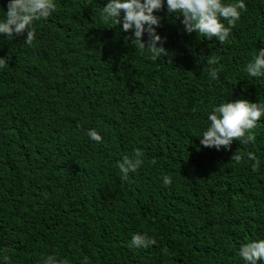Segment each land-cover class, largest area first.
I'll return each mask as SVG.
<instances>
[{
	"label": "trees",
	"instance_id": "trees-1",
	"mask_svg": "<svg viewBox=\"0 0 264 264\" xmlns=\"http://www.w3.org/2000/svg\"><path fill=\"white\" fill-rule=\"evenodd\" d=\"M107 2L56 0L31 45L0 36V264H244L240 245L264 238V117L248 144L197 136L214 102L264 101V78L243 71L264 47V0H246L223 44L155 10L156 60L105 21ZM135 151L144 163L122 180ZM248 151L257 171L233 157ZM137 232L157 243L130 248Z\"/></svg>",
	"mask_w": 264,
	"mask_h": 264
},
{
	"label": "clouds",
	"instance_id": "clouds-1",
	"mask_svg": "<svg viewBox=\"0 0 264 264\" xmlns=\"http://www.w3.org/2000/svg\"><path fill=\"white\" fill-rule=\"evenodd\" d=\"M166 5L167 11L176 16H182L184 30L187 33L197 32L199 36L212 40L216 38L223 44L230 36L232 28L247 11L246 0H108L102 7L101 14L105 21L118 25L126 35L125 39L140 51L150 53V59L156 60L165 53L162 37L154 26L159 25V18L154 14ZM56 0H7L6 7L0 6V36L8 40L26 33L24 43L31 45L36 38L35 21L47 20L56 10ZM227 21V24L224 23ZM209 65L217 63L208 59ZM2 64V59H0ZM243 71L248 78H264V47L257 49L244 66ZM208 75L211 80L218 79V69L210 67ZM264 117V101L252 102L248 99H221L214 102L207 113L206 126L197 136L200 144L205 147L228 149L233 139L241 144L254 142V129ZM86 135L92 141L101 142L103 136L96 128L86 129ZM142 152L135 151L132 156H125L118 162L122 180H127L130 173L139 169L144 161ZM246 156L251 161V168L257 171L260 161L255 153L248 151L235 153V161H241ZM163 183H172L171 177L165 176ZM157 241L145 233H133L128 246L134 249L147 248ZM3 250H0L2 253ZM238 256L244 264H262L264 262V238L247 241L240 245ZM4 260L8 257L5 255ZM41 264H68L66 260L56 255H46ZM83 264H88L84 257Z\"/></svg>",
	"mask_w": 264,
	"mask_h": 264
}]
</instances>
